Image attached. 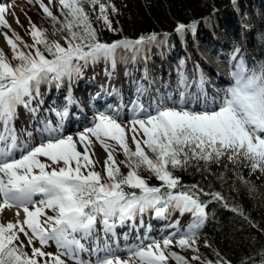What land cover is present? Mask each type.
<instances>
[{"label": "snow or ice", "instance_id": "1", "mask_svg": "<svg viewBox=\"0 0 264 264\" xmlns=\"http://www.w3.org/2000/svg\"><path fill=\"white\" fill-rule=\"evenodd\" d=\"M37 2L53 22L58 39H49L47 30L29 18L28 33L33 42L26 43L6 18L12 15L20 24L14 5L0 2V35L11 49V57L0 49V214L16 209L14 221H0V264H66L63 257L75 264H91L80 255L88 249L77 234L90 236L98 220L110 232L117 221L123 223L149 210L157 217H166L171 211L190 213L192 221L183 229L177 221L170 226L174 231L161 240L129 248L124 259L118 252L104 249L105 255H98L95 264H168L170 259L189 264L187 257L169 250L173 244L191 249L196 253L191 260L201 264H231L218 252L215 260H201L196 247L208 204L222 201L228 207L225 198L220 192L183 184L175 172L193 163L207 166L226 158L264 173V63L249 68L241 60L232 73L233 83L218 101L205 95L201 103L197 95L196 107H192L182 92L178 100L162 97L145 109L137 100L127 123L118 110L109 109L97 112L92 126L75 136L62 132L69 115L66 106L56 113L59 120L55 126L45 122L40 141L33 144L32 133H27V140L21 139L23 130L18 135L15 121L21 107L36 111L32 102L40 96L41 84L59 87L65 78L71 81L74 75H81L89 64L103 60L115 67L122 51L131 53L135 60L147 46L165 42L155 32L103 42L94 24L102 22L109 31H119L110 19V14L118 12L112 0H58L63 19L43 0ZM52 3L49 0V5ZM197 23H178L175 32L180 36L186 31L194 33ZM180 82L186 84V78L181 76ZM143 91V86L137 89L138 94ZM74 103L69 99L68 104ZM109 141L122 150L123 161L115 159ZM96 142L107 153L102 164L106 179L96 170L100 161L93 159ZM121 164L128 168L126 175ZM152 177L159 185L149 182ZM202 196L211 199L203 200ZM231 210L243 215L239 208ZM50 242L55 243L56 253L44 250ZM205 246H209L207 242ZM27 247H31L30 254ZM101 251L96 247L91 254ZM260 257V264H264V252Z\"/></svg>", "mask_w": 264, "mask_h": 264}, {"label": "trees", "instance_id": "2", "mask_svg": "<svg viewBox=\"0 0 264 264\" xmlns=\"http://www.w3.org/2000/svg\"><path fill=\"white\" fill-rule=\"evenodd\" d=\"M252 1L256 0H112L118 12L110 14V19L113 28L119 31H109L101 26L102 22L94 24V27L99 30L100 39L107 43L125 37L136 39L153 32L167 43L179 42L181 39L182 36L175 32L178 23L190 24L196 20V31H186V37L191 38L195 33L210 35L212 30L226 27L235 47L236 35L239 33L237 11L242 12ZM53 13L63 19L60 8ZM41 29L47 30L49 39L59 38L54 34L53 22L47 15L46 25ZM164 33L169 35L164 37ZM212 44L213 41L208 44L210 48ZM245 45L249 68L264 63V20L260 27L248 35ZM6 54L11 57V49ZM145 150L152 155L146 146ZM120 168L126 175L128 168L124 165ZM175 175L185 185H199L205 192H220L228 205L225 207L222 201H212L207 206V219L198 229L196 245L201 260H215V253L218 252L231 264H260V253L264 252V173L253 172L243 163L234 164L221 158L220 163L207 166L203 162L199 166L193 163L186 169L176 170ZM103 178L106 179L104 170ZM149 182L153 185L160 183L155 177ZM201 199L210 200L211 197L202 196ZM232 208H239L243 215L232 211ZM188 250L177 245V249L172 251L188 258Z\"/></svg>", "mask_w": 264, "mask_h": 264}, {"label": "bare ground", "instance_id": "3", "mask_svg": "<svg viewBox=\"0 0 264 264\" xmlns=\"http://www.w3.org/2000/svg\"><path fill=\"white\" fill-rule=\"evenodd\" d=\"M0 2L10 3V2H6V0H0ZM6 30L7 29H3L2 31H6ZM0 41L5 42L3 35H0ZM193 47H198V45L194 43ZM196 52L199 54L198 49L196 51H193V54L197 56ZM195 55L189 54V60L186 62L173 61L172 60L173 57H171V55L164 57L155 56L152 59L148 60V62L144 65V68L138 71V74L128 75L127 77H123L124 75H119V73L115 72L111 74L109 80L108 77H105L107 79H103L104 84L109 83L110 86L113 87L112 91L115 94L114 99H116V101L114 102L111 101L110 103L113 105V111L118 110L119 112L122 113L123 112V110H121L122 108L123 109L129 108L130 110H132L134 107V102H136L137 100H139L140 104L144 105L145 109H148L150 104H154V102H156L162 97L167 98L170 96L173 100H178L180 97V93L182 92L186 93V97L192 101V104L196 103L195 98L197 97V95H199L201 99H204V96L206 95L210 100L212 98H216L217 100V97L219 96L222 97L224 95L225 89H227L230 85L229 83H226L224 79L222 82H220L218 79V75L213 76L208 73L207 76H204L202 90L200 88V83L196 82L195 75L190 77V74L193 73L194 70V62L196 61V58L194 57ZM241 60H243L245 63L244 57L239 55H231L228 59H221L220 62H217V68L222 69L223 72L228 75H232V73L235 71L236 65ZM181 76L186 78V84H181L180 82ZM141 86H143L144 91L138 94L137 89L140 88ZM209 93L212 95L211 97H209ZM93 95L100 96L96 91L94 92ZM126 101L128 102L127 104ZM86 103H87L86 110L90 112V110H92L93 107L95 106L91 103L90 100H86ZM192 104L191 106H193ZM62 106L66 107V104L64 103L62 104ZM21 115H22V120L21 121L19 120V122L15 123V126L18 131V135L21 133V130H23V135L21 136V139L24 137L27 138V133H32V136L34 137L32 141H36L38 139L36 138V136L39 135L40 132L38 131L37 126L34 125L35 119L33 115L24 108L21 111ZM77 116H78L77 114L73 115V117H77ZM53 121L57 122L58 119L53 118ZM65 123L66 121L63 123V125H65ZM83 125L86 124H82L81 125L82 129L74 131L72 135L75 136L77 132L83 131L84 129ZM90 126H92V124L86 127H90ZM94 148L96 149L98 154L102 157L107 154L104 151V149L101 147V145L98 144L97 142L94 143ZM15 213H16L15 208L5 209L1 214L2 219L4 220V222L14 221L16 219ZM22 217H23V213L21 212V218ZM161 227L162 225L159 226V229H155V230H158L159 233L167 232L164 229L165 226H163V229H161ZM166 227H168L167 224ZM114 228H116V226H114ZM125 232L126 233L124 235L121 232H119L118 235L115 236V242L113 240L106 242L105 241L106 236H109L110 234L106 232L104 228L103 231L96 232L94 237L95 242L93 243H88V241H90L89 236L83 238L81 236L83 234H79L77 239H80L81 243L84 244L86 249H88V251H85L80 254L82 259L86 261H90L91 264H95L96 261L95 254H91L90 248L93 245H96V243L99 244L98 241L100 242V245L102 247V252L100 253L101 256L102 254L105 255V252L103 251L104 249H113L114 246L123 247V245H125V247L127 248H132L133 246L137 245L139 239V237L136 236L137 233L136 235H130L128 234L130 233L128 230H126ZM124 241L125 243H123ZM193 255L195 254L191 253V257ZM66 264H75V263L72 259H66Z\"/></svg>", "mask_w": 264, "mask_h": 264}, {"label": "rangeland", "instance_id": "4", "mask_svg": "<svg viewBox=\"0 0 264 264\" xmlns=\"http://www.w3.org/2000/svg\"><path fill=\"white\" fill-rule=\"evenodd\" d=\"M6 2H10L11 4H13L14 5V10H15V16H17V17H19V20H20V24L18 25L17 23H16V21H15V19H14V17L12 18V16L11 15H6V18L8 19V21H9V23L11 24V27H12V29H15V31L17 32V33H19L20 34V36L23 38V40L26 42V43H28V44H32V38H31V36L29 35V33H28V29H29V18H31V21L32 22H34L39 28H43V27H45V25H46V15H45V13L43 12V10L40 8V5H39V3L37 2V0H6ZM43 2L46 4V5H48L50 8H51V10L54 12V11H57L58 10V8H60V5H59V3H58V0H53V3L52 4H50L49 5V0H43ZM6 31H9L8 29L6 30ZM9 34H11V33H9ZM226 46H229V43H228V40L227 41H225V43H223V45H222V49L223 48H225ZM152 46H147V48L145 49V51L146 52H152ZM0 49H3L4 50V52H6V53H8V50H10V47L7 45V43H6V41L5 42H3V41H0ZM193 53V52H192ZM148 55V54H147ZM122 59L123 61H125V62H127L128 63V68L129 67H131L132 65H134L135 63H137V62H135V60H133V59H131V53H129V52H121L120 53V56H118V59H117V63H116V70H117V73H119V71L121 70V69H119V68H122L123 67V64L125 63V62H121V61H119V59ZM151 58H153V56L151 57ZM102 62H104L103 60H102ZM142 62H146V60H145V57L143 58V60H142ZM127 63H126V65H127ZM121 65V66H120ZM138 67L140 68V70L143 68V66L142 65H138ZM128 68H126V71H127V69ZM83 69H85V68H83ZM82 69V70H83ZM105 70V69H107V67L105 66V65H102V66H100L98 69H97V71L98 70ZM124 71V70H123ZM108 72V71H107ZM135 71L133 70V71H131V72H129V73H133V74H125V73H119V75H124L123 77H127L128 75H135V74H138V72H135ZM127 73V72H126ZM98 75H96V77H97ZM76 76H74L73 78H72V83L73 84H71L70 86H69V88L71 89V90H74V89H77V87L74 85V82L76 81ZM104 79H107V78H104ZM110 79V77H108V80ZM65 83V82H64ZM67 85V84H66ZM48 86H49V84H48ZM81 86V85H80ZM72 87V88H71ZM96 92H97V89L95 90ZM112 100H110V103H111V101H116V99H114V97H112L111 98ZM41 101V100H40ZM128 102L126 101V104H127ZM86 106H87V104H86ZM126 106V105H125ZM124 106V107H125ZM108 107L111 109V110H113V105L112 104H108ZM114 107H115V105H114ZM22 109H23V107H21V108H19L18 109V118H17V120L15 121V123H17V122H19V120L21 121L22 120V115H21V111H22ZM43 109L45 110V111H48V107H43ZM125 109V108H124ZM123 108L121 109V110H124ZM127 109V108H126ZM91 111H93V110H90V112ZM101 111H104V110H100L99 112H101ZM52 112V111H51ZM59 112V111H58ZM86 112L87 113H90V112H88L87 110H86ZM124 112V111H123ZM131 112H132V110H131ZM96 113H94L93 115H95ZM131 116V118H132V115H130ZM130 116H122L121 117V119L125 122V123H127V121L128 120H130ZM84 118V117H83ZM87 118H88V116H87ZM54 119H56V118H54ZM79 119V116H77V117H72V119H70L69 121H66V123H65V125H63V128H67L66 129V132H64V130L62 131L63 132V134L64 135H69V134H73L74 133V131H77V130H79V128H77V127H74L75 125H74V123H71V121H76V120H78ZM56 123L57 122H54L53 121V126H55L56 125ZM68 123H70V124H68ZM93 122H91L90 121V123H88V124H86V126H89L90 124H92ZM86 126H83L84 128L86 127ZM78 127H80V129H82V126L80 125V126H78ZM75 128H77V129H75ZM69 129V130H68ZM73 129H75V130H73ZM73 130V131H72ZM36 138H38V139H40V137H39V135H37L36 136ZM37 139V140H38ZM22 140H27V138H22ZM39 141H36V142H33V144H35V143H38ZM98 143V142H97ZM109 143L112 145V147L115 149V159L119 162V161H123L124 160V158H125V156H124V154H123V152H122V150L119 148V146L114 142V141H109ZM99 144V143H98ZM129 144L134 148V145L132 144V142H131V138H130V135H129ZM143 146V145H142ZM94 150L96 151V149L94 148ZM96 153V155H95V157H93V159H98L99 161H100V163H98L97 165H96V170L97 171H100V172H102V177H103V167H102V164H103V161H104V159H106V157H107V154L106 155H104L103 157L102 156H100L99 154H98V152L96 151L95 152ZM105 157V158H104ZM42 160H44L45 158H41ZM120 166H123V164H121ZM38 198H40L39 196H38ZM38 200V199H37ZM153 212L154 211H151V210H149V211H146V212H144L143 214H139L138 213V217H139V219H143L144 221H145V224L143 225V227H142V225H138L137 226V228H138V233H141L143 236H144V238H147L148 237V235L153 231V236H150L151 237V239L150 240H146L144 243L146 244V243H148V242H150L151 240H161L163 237H165V236H167L168 234H163V235H160V236H158V234H160L159 232H157V230H152V231H149V229H150V224H151V221L153 220ZM49 214H52L51 212H49ZM169 215L171 216V218H174L176 215H179V218H178V220H179V225L181 226L180 228L181 229H183V228H186L187 227V225L189 224V223H191V221H192V216H191V214L190 213H184L183 215H181L178 211H171V212H169ZM0 221H2V222H4V220L2 219V215L0 214ZM99 221V220H98ZM140 221V220H139ZM157 221H158V223H161V220H158V219H155V228H156V225H157ZM142 227V229H139V228H141ZM158 233V234H157ZM78 235L79 234H77V238H78ZM134 235H136V234H134ZM136 236H138L139 237V239H138V243H137V245L138 244H140V242H141V240H140V235L139 234H137ZM21 240H23L24 241V243L25 244H27V239L23 236V234H21ZM136 240V239H135ZM142 240H145V239H142ZM35 246L36 247H39L40 245H39V243L38 242H36L35 243ZM123 247L124 248H127V247H125V245H123ZM177 249V245H175V244H173L171 247H170V251H172V250H176ZM27 252H29V254L31 253V247H27L26 249H25ZM45 251H47V252H51V253H56L57 252V247H56V245H55V243L54 242H50L49 243V245L44 249ZM190 251V250H189ZM186 252V255L188 256V258L190 259V264H201L200 263V261H196V260H191V253H193V252ZM118 254H120L121 255V258H127V256H128V249L127 250H123L122 252H119ZM64 259L66 258L67 259V257H63ZM168 264H177V262L174 260V259H170L169 261H168Z\"/></svg>", "mask_w": 264, "mask_h": 264}, {"label": "water", "instance_id": "5", "mask_svg": "<svg viewBox=\"0 0 264 264\" xmlns=\"http://www.w3.org/2000/svg\"><path fill=\"white\" fill-rule=\"evenodd\" d=\"M245 49V48H244Z\"/></svg>", "mask_w": 264, "mask_h": 264}]
</instances>
